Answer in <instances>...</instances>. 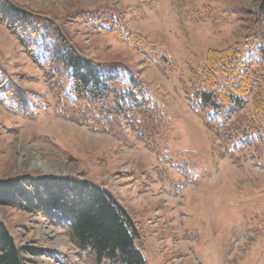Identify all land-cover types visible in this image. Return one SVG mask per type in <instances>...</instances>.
<instances>
[{
	"label": "rangeland",
	"instance_id": "374dc122",
	"mask_svg": "<svg viewBox=\"0 0 264 264\" xmlns=\"http://www.w3.org/2000/svg\"><path fill=\"white\" fill-rule=\"evenodd\" d=\"M12 1L64 21L74 45L86 57L128 66L139 74L151 98L164 102L177 116L176 137L164 158L174 161V180L162 182L155 155L136 136L126 144L59 117L53 108L29 119L1 107L0 178L81 177L108 189L137 222L138 246L149 264H264V167L253 158L237 159L242 151L224 145L208 130L187 99L191 69L205 62L209 49L264 44V24L254 22L260 0ZM205 7L235 12L217 27L211 22L198 24L193 10L202 12ZM105 11L155 46L153 60L83 23L88 14ZM0 57L21 87L55 106L48 81L1 25ZM182 151L202 158L183 163L186 167L181 169ZM0 220L17 244L57 251L67 264H83L64 231L54 224L1 207ZM34 261L61 264L48 256Z\"/></svg>",
	"mask_w": 264,
	"mask_h": 264
},
{
	"label": "trees",
	"instance_id": "16d2710c",
	"mask_svg": "<svg viewBox=\"0 0 264 264\" xmlns=\"http://www.w3.org/2000/svg\"><path fill=\"white\" fill-rule=\"evenodd\" d=\"M200 9L193 10V20L211 22L214 27L229 22L235 12ZM254 15L256 24H264V0ZM82 20L150 59L155 56L152 43L129 32L109 12L88 14ZM0 25L43 74L56 99L52 106L44 96L21 87L0 57L1 108L29 119L53 108L59 117L126 144H132L136 136L155 155L162 182L173 183L174 161L164 158L176 137L177 116L164 102L151 98L135 70L86 57L74 45L64 21L32 12L12 0H0ZM245 48L251 52L247 54ZM191 75L187 99L203 124L224 145L242 151L237 159L253 158L264 167V44L209 49L205 62L193 67ZM201 158L198 153L182 151L179 159L185 168L183 163ZM0 207L60 228L83 264H149L138 246L140 228L128 209L113 192L90 180L47 174L0 178ZM44 255L53 257L37 246L17 244L0 220V264H37L34 258Z\"/></svg>",
	"mask_w": 264,
	"mask_h": 264
}]
</instances>
